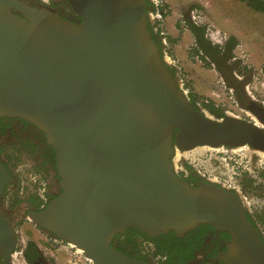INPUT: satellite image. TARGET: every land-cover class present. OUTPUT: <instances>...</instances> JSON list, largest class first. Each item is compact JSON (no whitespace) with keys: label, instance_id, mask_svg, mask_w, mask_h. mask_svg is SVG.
<instances>
[{"label":"water","instance_id":"1","mask_svg":"<svg viewBox=\"0 0 264 264\" xmlns=\"http://www.w3.org/2000/svg\"><path fill=\"white\" fill-rule=\"evenodd\" d=\"M79 22L23 0H0V117L24 119L56 151L61 192L29 214L96 264H148L112 245L134 227L178 235L200 223L228 231L226 264H264V241L238 193L177 173L176 149L250 146L264 153L256 121L216 118L181 88L149 29L147 0H66ZM20 10L23 15H19ZM12 182L0 157V196ZM0 210V252L17 243Z\"/></svg>","mask_w":264,"mask_h":264},{"label":"rangeland","instance_id":"2","mask_svg":"<svg viewBox=\"0 0 264 264\" xmlns=\"http://www.w3.org/2000/svg\"><path fill=\"white\" fill-rule=\"evenodd\" d=\"M148 1L150 2V0ZM162 3L163 6L161 8L164 9V16L168 15L167 22L169 24L173 23L175 28L178 29L177 35H181L183 31V26L181 28L180 23L177 25V22L181 20L184 13L196 8L206 15L208 22H212L219 31L226 34L227 40L221 45L222 52L228 45V39L235 37V45L231 50V55L228 57L231 58L229 64L233 65L234 70L242 75L246 73L248 77V80L244 81L243 84H239V88L242 91L241 95L245 91L242 90V85L244 86L247 82H251L252 87L250 89L252 93H256V97L264 100V13L255 11L241 0H162ZM203 16L201 23H205ZM165 29L169 40L177 38L169 33L168 25L165 26ZM203 37L205 39L202 40L204 49L207 53L209 52L210 57L215 61V65H217L216 60H218V64H221L220 55L213 46L212 41L205 36ZM196 42L199 43L197 37ZM216 46H220V44ZM194 53H200L196 46L194 47ZM194 53H190V61H188L189 64L187 66H183L182 60L172 53L174 57L180 60L184 68L188 95L195 96L196 100L200 102L203 100L214 102L227 115L251 119L252 117L249 114L251 112L246 105L240 102L235 96L236 94L230 91L232 87H230L228 82L221 77L218 71L212 70L213 68H209L202 62H198L197 58L194 57ZM234 56H236V59H233ZM227 75L230 76L229 74ZM244 96H247L246 93H244ZM226 110H229V113ZM205 112L217 118L216 115L209 111ZM253 119L256 120L254 116ZM221 150L209 146H197L184 151L177 148L173 154V163L180 170L182 165L185 166V162L191 165V162L194 161L202 162L204 165L202 170L207 169L209 171L207 176H210L212 181L221 180L223 183L225 181L227 186L237 184L242 177L241 174H256L259 177L258 168H260V172H264V154L262 152L256 151L249 146L236 147L235 150L230 151L227 155H222L224 153ZM218 151L219 153H217ZM219 156H229V158L224 160ZM32 162L25 155L20 160V163L24 165L32 164ZM244 164H249V171L245 172L242 170V165ZM21 172L24 174V178L28 177V174L24 171V166ZM248 193L250 194L246 193L248 196L247 201L250 202L252 209H255L254 205L257 204L264 206L263 190L253 189L248 191ZM16 217L19 218V221L14 227L19 233L20 242H22V239L25 241L27 239L35 240L41 246L44 256L53 258L55 261L58 260L57 264L58 262L59 264H70L67 261V257L70 254L69 249L71 247L66 241L64 242L60 238L54 241L55 236L47 234L48 232L40 227L34 226V222H30L25 216L19 214L14 216V218ZM47 238L52 240L47 241Z\"/></svg>","mask_w":264,"mask_h":264},{"label":"flooded vegetation","instance_id":"3","mask_svg":"<svg viewBox=\"0 0 264 264\" xmlns=\"http://www.w3.org/2000/svg\"><path fill=\"white\" fill-rule=\"evenodd\" d=\"M23 1H25L27 4L35 6L37 8H42L46 11H50V12L54 13L55 15L60 16L62 18L69 19V20H72L74 22L80 21V17L73 11V9L71 8V6L69 5V3L66 0H48V1H46V0H23ZM147 2L149 4L148 0H147ZM150 2L153 6V10H155L157 8L159 10V13H161V17H156L153 21H150V16H149V23L151 24L153 32L155 34H157L158 38L160 39L161 46H162V52H164L165 45L163 43L161 34H162V31L166 30L165 26L168 25V22H167L168 15L164 16V14H165V12L163 11L164 9L161 8L163 6V3H161V5L159 7V6H156L154 4V2H152L151 0H150ZM194 11H199L202 16L204 15L203 19H204L205 23H201V22L196 23L195 22V19L193 17ZM16 12L19 15H23L20 10H16ZM179 23L181 25V28H182V26H183V29L188 28L193 34H195V32H194L195 28H197V27L202 28L203 29V36H205L207 38H209L208 37L209 31L215 27V25L212 24V22H208L206 15L202 11H200L196 8H192L189 12L184 13L181 20H179L177 22V25H179ZM174 29L178 30L175 28V26H174ZM167 38L169 41L168 52L171 53V55H172L173 51H170V49H172L171 42H170L171 40H169L168 34H167ZM230 39L231 38H229L228 40L230 41ZM229 41H228V43H229ZM195 44H196V49H199L200 53L195 54L193 51L194 57L198 56V58L202 60V56H203L202 63H204V65L206 64L209 68H213L212 70L218 71V73L221 75V77H224L221 73V70L218 68V65H215V61L210 57V54L205 52V50L202 48L203 47L202 45L200 46L201 43H197L195 41ZM213 46H214V44H213ZM216 62H217V60H216ZM180 66H181L182 72L184 74L185 71H184L182 64ZM169 67L174 68L172 66H169ZM243 76H244V78L242 80H238L240 82L239 84H243L244 81L248 80L246 73H244ZM185 79H186V76H185ZM244 87H245V85H244ZM241 92L242 91L239 89V93L237 94V89L235 87V93H234V94H236L235 96L240 100V102H242V104L246 105L248 110H249L248 105L251 102H256L257 104L264 106V100L259 99L256 96L252 97L250 94H248L247 91H244V93H246L247 96H244L243 93L241 95ZM187 96L189 97V99L191 101V97H190L191 95L190 94L188 95V93H187ZM203 102H208V100H203L201 102L196 100V104L200 107H203V105H204ZM227 111H229V110H226V112ZM224 114H225V112H224ZM249 114L252 117L251 119L253 121L257 120V118L254 115H252L253 114L252 112ZM253 116L256 118V120L253 119ZM251 119H249V120H251ZM4 121L5 122H3V124H5V123L8 124L7 128L9 130V134H8V136L5 135L3 137V139L0 137V157L6 166V163H5L6 160L4 159L5 156H7V154L13 153V152H14L13 157L17 156L19 153L18 143L21 140L27 142L28 138H29V147L27 149L31 150L33 147H32V142H30V140L31 141L34 140L33 142H36L37 137L42 138V135L39 133L41 130L39 131V129L36 126H34L33 124H31L30 122H28V121H27L28 123L25 122L26 120H24V119H20V118L5 119ZM256 122L259 124L258 120ZM9 123H10V125H9ZM3 124H0V131L2 129L6 128V127H4L5 125H3ZM15 138H16V140H19V142H17L16 144L14 143ZM48 143H49V141H48ZM20 145H21V142H20ZM203 146H207V145H203ZM209 147L214 148V149H218V150L222 149L221 151L224 153L222 155H227L230 151L232 152L236 148V147L227 146V145H221L218 147H212V146H209ZM241 147H245V146H241ZM217 153H219V151ZM24 155H25V153H24ZM220 158L226 160L227 158H229V156H222ZM230 158H231V156H230ZM20 160L19 159H12L11 161H9V166H6L9 169L10 174H11V171L13 170L12 171L13 175L11 174L12 182L10 184H8V186L3 191V194L0 196V210L3 212V214H5L8 218L11 219L14 226H16L17 222L19 221V218L18 217L14 218V216H18L19 214H21L22 216H25L26 219H28L30 222H34L31 218L30 214H29V211L30 210H41V209H43L44 207H46L48 205V203L52 199H54L53 197L55 195H58L61 192V188L59 186V174L56 173V171H49L48 172L46 170H42L39 172L36 168L38 166L33 159H31L33 161L32 164H25V165L21 164L22 162L20 163ZM13 163H15V164H13ZM185 163H187V162H185ZM191 163H192L194 169L196 170V175L199 176L198 177L199 182L201 180H204L206 182H213V183L217 184V186H219V187H222L226 190L236 192L239 194V196L242 199L246 215L247 216L250 215L249 217H251L255 223H253L249 219V217H248V219L258 229L259 234L261 236V239L264 241V206L261 204L260 205L257 204V205H254L255 209H252L250 207V202L247 201L248 196L246 195V193L250 194V193H248V191L253 190V189H260V190H263V192H264V172H260V168H258L259 177L256 174L255 175L254 174H252V175L251 174H241L242 177L240 178V181L237 184H234V185L230 184L227 186L225 181H224V183L221 180H216V182L212 181V178L210 176H207V173L209 174V171L207 169L202 170L204 167L202 162H199V161L195 162L194 161ZM189 165H191V164H189ZM248 165L249 164L242 165V170H244L245 172L249 171L250 167H248ZM23 166H24L25 173L28 174V177H26V178H24V174L21 172V169H23ZM182 172H184L186 175L188 174V171H187L185 166H183V167L181 166L180 170L177 169L178 174L181 175ZM181 177L184 178V176H182V175H181ZM259 178H260V181H259ZM223 180H225V179H223ZM191 184L194 185L193 183H191ZM31 194H33V196H36L40 199V201H41L40 209L31 208L29 211H26L27 199L29 198V195H31ZM14 199H18L20 201L17 209L11 208V203L14 202ZM34 226H37L35 222H34ZM14 229L17 231V229L15 227H14ZM124 233H120V234H124ZM47 234H49V233H47ZM130 235H131L130 237H132L133 239L136 240L137 250H138L137 256L129 255L130 257L140 259V260H142L148 264H150L149 263L150 261L154 264H157L161 261H164L167 258L166 254H162V253H159L157 251V243L154 241L155 237H151L148 235H147L148 237H144V236H142L140 234H136V233H133ZM116 236L112 241V245L114 247H116L118 250L122 251L118 247V245L116 246L113 244L114 240H116ZM127 237H128V234H126V233L124 235L118 236L120 242L119 241H117V242L120 244V246L122 244H124L125 242L127 243ZM118 238H117V240H118ZM31 240L32 239H27L25 241L24 239H22V242H20L19 233L17 232V243H16L15 251L17 249H19L20 247H23V246H24V250H25L27 247V243ZM50 240H52V239L47 238V241H50ZM57 240H58V238L55 237L54 241H57ZM33 241H35V240H33ZM62 241L65 242V240H62ZM208 241L209 242L206 243L207 250L208 251H216L217 252L216 253V259L222 260L219 258V256L227 251L228 244L231 241V239H230V241H227L226 238L222 235V233L220 231H216L215 235L208 237ZM117 242H115V243L117 244ZM67 243L71 247L69 249L70 254L67 257V261L70 264H96L95 261L92 258L88 257L84 251L80 250L79 248H77L75 246H72L69 242H67ZM38 247H39V245H38ZM225 247H226V249H225ZM39 249H40V251H42V254L44 256L43 250L40 247H39ZM0 255H2L1 252H0ZM24 257H25V254H24ZM44 259H45L46 264H51L50 259H52L55 264H57L56 262L58 261V260L55 261L53 258H48L46 256H44ZM203 259H204V257H201V256L196 257L195 259H193L192 263L202 262ZM25 260L28 263L26 257H25ZM58 264H59V262H58ZM211 264H213V263H211Z\"/></svg>","mask_w":264,"mask_h":264},{"label":"trees","instance_id":"4","mask_svg":"<svg viewBox=\"0 0 264 264\" xmlns=\"http://www.w3.org/2000/svg\"><path fill=\"white\" fill-rule=\"evenodd\" d=\"M247 3L248 6L253 8L257 12L264 13V0H241ZM153 9V6L151 2L148 4V12ZM149 29L153 34L154 39L156 40L157 44L159 45L161 52H162V46H161V41L158 38L157 34H155L152 30L151 24L149 23ZM195 35L197 37V40L200 44L202 45L203 49L205 48L204 45L202 44V40H205L203 37V29L200 27L195 28L194 30ZM235 45V37H231L230 42L228 43L227 47L224 49L222 52V49H219L218 47H215L218 51V54L220 55L219 57L221 58L222 63L218 64L217 60V65L218 68L221 70L222 75L224 76V79L228 82V84L231 87H236L237 89V94L239 93V81L237 78H235L233 72H234V67L232 64H229L230 58L228 56L231 55V50ZM205 50V49H204ZM206 52V50H205ZM207 53V52H206ZM209 53V52H208ZM211 53V51H210ZM163 55V53H162ZM173 73L176 74L175 69L171 68ZM229 74L230 76H228ZM242 90H244V86L242 85ZM244 94V93H243ZM191 103L199 110H202V108H205L207 111L210 113L216 115L217 117H224L226 114H224L223 111L219 109L215 105L214 102L209 101V102H203L204 105L203 107H200L196 104V97L191 95ZM5 119H16L13 117H0V124H3L5 122ZM27 122V121H25ZM28 123V122H27ZM4 129L0 131V137L3 139L5 135L8 136L9 130H8V124L5 123ZM10 125V123H9ZM40 131V130H39ZM42 135L41 137H37V141L32 142V149L29 150L27 149L29 147V138L28 141L25 142L21 140V145L19 140L14 139V143L16 144L17 142L19 147H18V155L13 157V153L7 154L5 156V163L6 166H9V161L12 159H21V157L24 155L27 156L28 158H31L35 161L38 167L37 170L40 172L42 170L46 171H56L57 170V161H56V151L55 149L52 148V146L48 143V140L45 136V134L40 131L39 132ZM16 163V162H15ZM13 163V164H15ZM185 167L188 171V174L186 175L184 172L181 173L182 176L186 180H188L190 183H193L194 185H197L199 183V176L196 175V170L194 169L193 165H189L188 163H185ZM13 171V170H12ZM11 171V174L13 175ZM58 175V174H57ZM4 196V195H3ZM58 195H55L53 198L57 197ZM19 200L14 199V202L11 203V208L12 209H17L19 205ZM41 201L38 197L33 196V194L29 195V198L27 199L26 203V211H29L31 208H36L40 209ZM248 215L247 217H249ZM249 219L253 222L254 220L249 217ZM216 231H220L222 235L226 238L227 241H230L231 239V234L228 231L221 230L215 228L212 224L210 223H201L197 227L191 228L187 231H185L183 234L178 235L175 231H169L167 233H162L161 235L157 236L154 238V241L157 243V251L162 254H166L167 258L164 261H161L157 264H226L222 260L216 259V251H208L206 243H208V237L215 235ZM128 234L127 237V243L125 242L120 246V244L117 242L119 240L118 236ZM124 234H118L116 236V240H114L113 244L118 245V247L126 254L131 255V256H137L138 255V250H137V243L136 240L130 237V234L136 233L140 234L144 237H148L146 233L142 232L141 230L131 227L128 228V230ZM130 237V238H129ZM118 238V240H117ZM117 242V244L115 243ZM225 245V244H224ZM224 248V247H223ZM226 249V247H225ZM25 257L28 261L29 264H46L44 256L42 254V251H40L38 244L31 240L27 243V247L24 250ZM204 257L202 262L199 263H192L193 259L196 257ZM210 262V263H209ZM51 264H55L54 261L51 259ZM150 264H154L151 261L149 262ZM0 264H12L11 262H6L3 258L2 255H0Z\"/></svg>","mask_w":264,"mask_h":264},{"label":"built area","instance_id":"5","mask_svg":"<svg viewBox=\"0 0 264 264\" xmlns=\"http://www.w3.org/2000/svg\"><path fill=\"white\" fill-rule=\"evenodd\" d=\"M46 1H48V0H46ZM151 1L154 2V4L156 6H159V7H160V5L162 3V0H151ZM149 14H150L149 15L150 16V21H153L156 17H161V13H159V10L157 8L155 10H152ZM193 17H194L196 23H200L202 21L201 20L202 15H201V13L199 11H194ZM167 34L168 33H167L166 30L162 31V34H161L163 43L165 45L164 52H163L164 53V57H165V60H166L167 64L169 66H172V67L175 68L176 76H177V78L179 80L180 86L185 91V93L187 94L188 93V89L186 88L185 75L183 74L182 68L180 66L181 63L176 57H174L173 55H171L168 52L169 41H168V38H167ZM208 37L212 41L213 44H215V45L220 44V46L225 42V40H227L226 34H224L221 31H219L216 26L209 31ZM195 58H197L198 62H202V60L199 59L198 56L195 57ZM233 59H236V56H234ZM234 74L236 75V77L239 80H242L244 78V76L242 74L238 73L237 71H235ZM263 85H264V83H263ZM251 87H252V83L251 82H247L245 84V89L248 92V94H250L252 97H255L256 93H252V90L250 89ZM230 91L234 93V88H230ZM227 112L229 113V111H227ZM12 263L13 264H28L26 262V260H25V257H24V246L20 247L16 251H14V253L12 254Z\"/></svg>","mask_w":264,"mask_h":264},{"label":"crops","instance_id":"6","mask_svg":"<svg viewBox=\"0 0 264 264\" xmlns=\"http://www.w3.org/2000/svg\"><path fill=\"white\" fill-rule=\"evenodd\" d=\"M168 28L169 33L177 37L170 41L173 54L182 60L183 66H187L188 61H190V53L194 51L196 46V36L188 28L183 29L181 35H177L178 30L174 29L173 23H168Z\"/></svg>","mask_w":264,"mask_h":264},{"label":"clouds","instance_id":"7","mask_svg":"<svg viewBox=\"0 0 264 264\" xmlns=\"http://www.w3.org/2000/svg\"><path fill=\"white\" fill-rule=\"evenodd\" d=\"M153 9H151V11H152ZM149 13V12H148ZM214 46L215 47H218L219 49H222V47L221 46H216L215 44H214ZM163 53V52H162ZM163 57H164V53H163V55H162ZM164 59H165V57H164ZM231 59V58H230ZM166 61V60H165ZM167 63V62H166ZM169 66V65H168ZM236 70H234V72H235ZM234 72H233V74H234ZM234 76H235V74H234ZM224 78V77H223ZM237 78V77H236ZM238 79V78H237ZM225 80V79H224ZM239 80V79H238ZM231 87V86H230ZM232 88H234V87H232ZM244 90L246 91V89H245V87H244ZM234 93H235V89H234ZM202 110L205 112L206 110L204 109V108H202ZM206 113V112H205ZM228 113V112H227ZM226 116H227V114H226ZM225 117V116H224ZM218 118V117H217ZM220 118H222V117H220ZM250 147V146H249ZM174 167H175V165H174ZM182 167H183V165H182ZM175 170L177 171V167H175ZM39 227V226H38ZM41 228V227H40ZM46 231V230H45ZM48 232V231H47ZM16 233H17V231H16ZM49 233V232H48ZM49 234H51V233H49ZM53 235V234H52ZM53 236H55V235H53ZM55 237H57V236H55ZM57 238H59V237H57ZM61 239V238H60ZM37 243V242H36ZM72 245V244H71ZM72 246H74V245H72ZM40 248H41V246H39ZM76 247V246H75ZM42 249V248H41ZM81 250V249H80ZM47 257V256H46ZM11 263H12V259H11V261H10Z\"/></svg>","mask_w":264,"mask_h":264},{"label":"bare ground","instance_id":"8","mask_svg":"<svg viewBox=\"0 0 264 264\" xmlns=\"http://www.w3.org/2000/svg\"><path fill=\"white\" fill-rule=\"evenodd\" d=\"M256 119V118H255ZM257 121V120H256Z\"/></svg>","mask_w":264,"mask_h":264}]
</instances>
